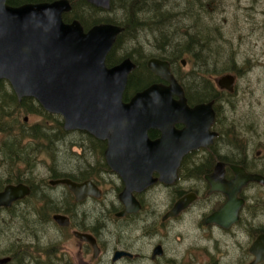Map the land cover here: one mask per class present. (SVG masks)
Listing matches in <instances>:
<instances>
[{
  "label": "flooded vegetation",
  "instance_id": "obj_1",
  "mask_svg": "<svg viewBox=\"0 0 264 264\" xmlns=\"http://www.w3.org/2000/svg\"><path fill=\"white\" fill-rule=\"evenodd\" d=\"M115 50L118 53V46ZM173 53L146 56L142 65L156 79H150L137 66L139 63L129 57L135 67L129 73L131 78L127 79L125 88L128 83L132 85L130 95L123 101H128L136 92L151 84L167 85L168 82L155 75L147 65L152 57L165 60L181 85L189 107L213 101L214 119L209 131L215 135L210 144L184 154L170 183L159 180L160 174L152 171V183L127 191L120 173L107 165L106 140L97 139L87 131H65L68 132L64 135L67 167L61 171L52 164L45 173L46 180L40 179L35 172L38 158L34 154L44 143L38 148V144L29 141L34 149L31 154L24 149L19 151L17 167L24 168L22 171L19 168L15 176L19 181L11 183H21L29 188L27 195L13 202H18L23 225L33 230V241L28 243V248L21 246V260L27 257L26 250L33 252L34 260L39 259L42 254L36 248L42 250L44 244L53 247L52 251L46 252H49L54 264H264V257L260 258L251 249L256 239L264 234V181L235 183V179H240L243 174H257L264 178V156L260 150L249 157L245 148L243 151L226 148L231 146L232 137L244 138L254 126L251 121L244 122V119L226 126L231 120L221 116L219 97L215 101H189L174 73L175 66H184L186 61L176 60L178 57H173ZM213 72L212 69L207 70L202 75L214 92L225 94L229 103L236 104L233 96L239 88L237 82L242 75L243 64L238 67L231 65L219 75ZM223 74L234 76L232 92L218 88L217 78ZM7 89L6 84L1 93L6 98ZM37 116L41 119V115ZM52 120L51 126L55 130V119ZM7 122L6 102H0V191L10 184L6 153ZM174 126L180 130L184 124ZM160 135L159 130L148 131L150 140ZM35 136L49 137V144L57 143L56 132ZM68 136L71 137L68 139ZM236 150L243 154H238ZM46 152H51V148ZM31 199L39 203L37 210L32 213L28 209L21 213L23 203ZM179 201L184 204L183 207L170 214ZM227 204L225 214L211 219ZM35 206L32 201L30 207ZM9 207H0V216ZM54 216L63 217V223H59ZM47 232L51 234L47 235ZM88 238L95 245L86 240Z\"/></svg>",
  "mask_w": 264,
  "mask_h": 264
},
{
  "label": "water",
  "instance_id": "obj_2",
  "mask_svg": "<svg viewBox=\"0 0 264 264\" xmlns=\"http://www.w3.org/2000/svg\"><path fill=\"white\" fill-rule=\"evenodd\" d=\"M86 2L103 10L110 8V0ZM70 10L69 0L16 6L0 0V80H7L18 101L31 97L46 112L60 115L64 131H87L106 140L107 165L120 173L125 190L152 183V171L160 174L159 180L170 183L182 156L212 141L215 133L209 127L214 119L213 101L189 107L168 62L154 57L149 58L148 68L168 84H151L123 101L135 64L129 57L113 66L105 63L123 28L100 23L84 30L76 19L63 20V13ZM233 82L230 74L217 78L218 88L229 92L233 91ZM177 123L184 127L176 129ZM150 129L159 130L160 137L150 140ZM247 181L264 178L243 174L235 179L238 185ZM87 191L90 193V189ZM28 193L24 184H8L0 191V207H9ZM183 205L177 202L170 214ZM228 206L211 219L225 214ZM54 218L63 223V217ZM86 240L95 245L91 239ZM251 249L264 257V234ZM9 261V256L0 257V264Z\"/></svg>",
  "mask_w": 264,
  "mask_h": 264
},
{
  "label": "rangeland",
  "instance_id": "obj_3",
  "mask_svg": "<svg viewBox=\"0 0 264 264\" xmlns=\"http://www.w3.org/2000/svg\"><path fill=\"white\" fill-rule=\"evenodd\" d=\"M162 1H170L171 3L169 2L161 8L171 10L177 16L173 17L172 15L169 32L165 33L164 30H161L160 33L164 34L161 38L158 35V30L155 29L158 24L155 21H149V25L152 26L151 30H157V32L150 34L151 30L149 28H141L138 29L139 32L132 35L126 34L120 40V43L124 40L125 42L122 48V43L118 45V53H122V51L133 52L134 57H136L135 60L139 63L143 62L145 56L152 53L168 55L173 50H180L174 47L170 48L172 44L177 43L176 47L180 48L181 44L189 39L187 27L192 21L188 19L191 12L194 17L197 16L195 19H200L201 23L210 22V25L214 27L213 38L217 35L216 42L218 45H213L214 54H210L208 63H204L201 67L200 61H197L194 63L196 67L194 69L193 64L186 61V55L179 56L176 60L184 59L186 62L184 66H175V69L173 68L174 72L186 84H190V82L196 81L193 76L196 77L197 73L200 75L202 72L205 73L207 70L212 69L213 73L219 75L226 72L231 65L238 67L243 64V72L237 82L239 88L236 95L233 96L236 104L234 102L229 103L225 94H219V109L222 117L227 116L231 120V122L226 123V126H229L233 121L237 124L244 119V122L251 121L254 127L244 138L232 137L231 146H226V148L242 151L245 148L244 150L249 152L247 154L249 157L260 150L262 156H264V0H211L210 5L206 6L209 8H206L203 12L200 10L199 0ZM203 1L207 2L209 0ZM147 6L153 8V3L147 2ZM99 15L108 18H121L118 7L111 11H102ZM144 29L147 33L143 31ZM217 31H220V36H222V41L220 40L219 43L218 38L220 36ZM128 37H131V40ZM24 117H26V121H23L27 126L44 120V116H40V119L39 116L33 114L23 115L21 119ZM49 124L51 125L52 122ZM23 136L21 137V148L31 154L34 148ZM70 137L68 136V139ZM62 140L61 145H58V143H44L40 149H37V153L34 152L38 158L35 162V172L40 179H47L44 176L52 164H55L61 171L66 169V149L64 139ZM48 148H51L49 153L46 152ZM53 149L55 151H52ZM240 150H236L239 151L237 153L243 154ZM19 168L22 171L24 167H16L15 169L8 167L9 180L17 175ZM31 200L36 203V206L30 207L32 201L23 203L21 213L26 212L28 209L32 213L37 210L39 203L34 199ZM17 204L18 202L14 204L12 212L8 209L0 216V256L8 255V253L17 255L20 264H54V260H47L48 254L45 253L47 250L52 251L53 247L44 244L42 250L35 247L42 254L39 259L34 260L33 252L26 250L27 257L21 260L19 253L21 246L25 245L28 248V243L33 241V230L30 231L27 226L23 225L20 207ZM43 228L47 227L43 226ZM46 234L50 235L51 233L47 232Z\"/></svg>",
  "mask_w": 264,
  "mask_h": 264
},
{
  "label": "trees",
  "instance_id": "obj_4",
  "mask_svg": "<svg viewBox=\"0 0 264 264\" xmlns=\"http://www.w3.org/2000/svg\"><path fill=\"white\" fill-rule=\"evenodd\" d=\"M37 1H44V0H7V3L10 5H20L25 2H37ZM50 1V0H48ZM147 2L153 3V8H150L147 6ZM170 1H162V0H111L110 1V9L108 11H111L118 7L120 11L121 18L118 17H103L100 16L99 13H101L103 10L96 8L89 3L86 2V0H70V3L72 5V9L70 12L65 13L63 15V18L65 21H71L72 19H77L81 22L82 26L86 30L87 28L101 23H112L115 25H119L123 28V30L120 32V34L117 37V40L114 44L113 49L107 54L106 56V65L111 66L115 63H117L121 58H124L126 56L130 57L131 59H134L133 52L130 51H122V53H116L115 48L119 44L122 43L121 48L124 45V42L120 43V40L123 39V36L129 33V35H132L136 32H139L141 28H149L151 30V25H149V21H155L158 26V35L163 38L164 34L160 33L161 30H164L165 33L169 32L171 29L170 21L173 17H177L175 12L167 9L161 8L163 5H167ZM201 5V11L203 12L206 10L207 5H210L211 0L204 2L203 0H199ZM171 3V2H170ZM173 4V3H172ZM113 7V9H112ZM144 14V15H143ZM143 15V16H141ZM208 15V14H206ZM197 16L194 17V14L191 12L188 15V19L192 20L190 24L188 25L187 29L189 39L181 44L180 48H177V43H174L170 46V48L180 49L178 51H174L173 57L177 56H183L186 55V61H189L193 64V68L195 69V62L200 61L201 67H203L204 63H208V60L210 59V54H214L213 45H218L216 42V38H213V31L214 27L210 25V22H206V24L201 23L200 19H195ZM157 30H151L149 33L153 34L156 33ZM143 31L146 32V29ZM219 33V36L221 35L220 31H217ZM147 33V32H146ZM128 35V36H129ZM148 36V35H145ZM158 37V36H157ZM128 39L131 40V37H128ZM127 40V39H126ZM222 41V36L218 38L219 41ZM214 41V43H213ZM217 47V46H216ZM120 48V47H119ZM115 50V51H114ZM125 50V49H122ZM166 52V49H165ZM146 56L144 57L145 60ZM164 58V57H163ZM143 60V61H144ZM137 64L139 63L137 60H135ZM202 63V64H201ZM142 63H139L137 66L140 67V69L147 73V71L144 68V65ZM133 73V72H132ZM175 73V72H174ZM203 72L199 75L196 74V77L193 76V79H195V82H190V84H186L184 80L181 77H178L175 73L176 78L181 82L182 86L184 87L186 91V96L189 101L193 102H200V101H208V100H217L219 93L214 92L212 85L208 83L206 77H203ZM132 75V74H131ZM147 76H149L150 79H156V77L153 74L147 73ZM131 78L129 75L128 80ZM7 84V98L2 96L3 87ZM132 85L128 83L127 89L124 92L123 99L127 100L128 96L130 95V92L132 89ZM0 102L5 103L6 102V110H7V126H6V135L8 137L7 141V147H6V153L8 156V167L10 169L16 168L17 165H19V151H21L24 148H21V137L22 135L25 140H28L30 142L36 143L39 146L36 145V147H41L43 143H49V137L43 138V137H37L35 135L37 134H50L52 132H56V142L58 145H61L60 142H62L64 139L65 141V134L68 132H65L62 129V120L60 116L58 115H52L49 113H46L43 111V109L36 104L35 100L32 98H22L20 101L17 100L15 94L10 89L9 84L5 80H0ZM26 114H33V115H41L45 116L44 120L40 122H35L32 125H26L23 121L22 116ZM55 119V130L54 128L49 124ZM30 135V136H29ZM64 136V137H63ZM17 178L14 176L12 179L8 181L10 184L14 182H18ZM16 203V202H15ZM8 209L10 212L13 211V206ZM9 251V250H8ZM47 253V260L50 261L51 255L49 252ZM10 261L6 264H20V261L17 257V255H11L8 253ZM48 261V262H49Z\"/></svg>",
  "mask_w": 264,
  "mask_h": 264
}]
</instances>
